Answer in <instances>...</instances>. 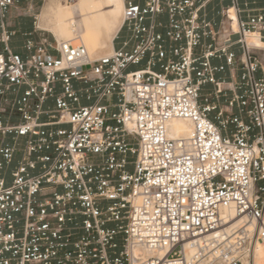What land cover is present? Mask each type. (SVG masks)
Returning <instances> with one entry per match:
<instances>
[{
    "label": "built area",
    "instance_id": "obj_1",
    "mask_svg": "<svg viewBox=\"0 0 264 264\" xmlns=\"http://www.w3.org/2000/svg\"><path fill=\"white\" fill-rule=\"evenodd\" d=\"M47 1L0 0V105L18 118L0 117V264L250 262L264 244V7L218 0L213 22L215 0H123L110 54L29 40L22 60L14 20L37 30ZM174 120L190 134L170 138Z\"/></svg>",
    "mask_w": 264,
    "mask_h": 264
},
{
    "label": "bare ground",
    "instance_id": "obj_2",
    "mask_svg": "<svg viewBox=\"0 0 264 264\" xmlns=\"http://www.w3.org/2000/svg\"><path fill=\"white\" fill-rule=\"evenodd\" d=\"M51 1L50 3H52V5L50 8L56 11L71 9L78 2L77 3L78 7H76V12L81 11L83 14H85L84 17L81 20H79V23L83 22L81 24V28L86 31V38L90 42L91 46H95V47H100L102 45H105V47L109 46V50H111L112 52L113 50L112 42L115 36L118 34L120 27H121V26L119 27L117 23L119 21V18L122 16L123 0H77L73 5H70V6L60 3L58 0H51ZM57 9H60V10H57ZM50 11H51L50 9L44 8L42 15L43 14L49 15L50 13H52ZM229 16L231 20V25L233 29L235 30L236 29V18L234 16V11L232 9H230ZM52 19L54 21V25L52 26L51 29L56 37L60 35V36H63L64 39L67 40L73 35L74 29L76 28L75 19L69 20L63 15H61L60 13H52ZM95 22L97 24V27L101 30L100 31L101 37H102L101 41H98V39L96 38V33L93 30L94 29L93 23ZM121 24H122V21H121ZM110 26L112 28H110ZM76 36L77 35H75L70 40L78 38V40L86 48L89 56H91L86 47V44H84L81 37L80 36L76 37ZM58 42H66V41H58ZM256 42L257 44H259L258 46L260 47L262 46L255 37L248 36L246 38V43L248 45L257 46ZM229 88L230 86H228V89ZM190 131H191V126L188 123L183 122V121L174 120L170 122V124L168 125V136L172 139L187 136L190 134ZM223 214H224V220H225L224 230L226 233H230V231L233 230L235 227H237V225L239 224L238 223L239 218L234 217L233 212L229 210L223 211ZM248 227L252 228V224L248 223ZM132 252H133L134 258L138 260H144L151 256L161 257L163 255V253H154L152 251L142 250L139 247L134 248ZM191 255H192V251H188L187 258H189ZM251 257L252 259H254V264H264V244L256 243L254 245L253 255H251ZM201 264H208V262L204 261ZM216 264H220V263L216 262ZM243 264H250V262L245 260Z\"/></svg>",
    "mask_w": 264,
    "mask_h": 264
},
{
    "label": "crops",
    "instance_id": "obj_3",
    "mask_svg": "<svg viewBox=\"0 0 264 264\" xmlns=\"http://www.w3.org/2000/svg\"><path fill=\"white\" fill-rule=\"evenodd\" d=\"M256 2H257V5H259L260 7H264V0H257ZM220 4L221 3L218 0L209 4L208 10L211 7H214V12L216 11L215 14L212 15L211 19H209L210 21H213V22L218 21V16L216 13L219 10ZM222 4L227 5L228 1L225 0L224 2H222ZM43 10H44V8L42 7L41 11L37 15V19H36L37 30L34 29V27L32 25V19H30V18H24L23 17V18H17L14 20V27L11 28V31L14 33V35L10 38L9 45H10L11 50L15 54L19 55L22 60H26V58L28 57V52L24 49V44L27 41L30 40V41L34 42L35 44L37 42H39L40 40H42V41L45 40V41L49 42L48 38L45 37L44 34H42L43 32L49 33L56 42L59 41V40H57V37L55 36V34L51 30H48L49 28H51L50 26H52V25L50 24V22H47V20H43V18H42ZM38 30H40L42 32H40ZM116 42H117V40L113 44L114 47H117ZM213 63L216 64L218 62L213 61ZM217 78L227 82L230 80V74H229V72L226 71L223 74H218ZM227 88H228V86H227ZM45 107L52 108V102L48 101L45 104ZM0 117H1L3 122H7V121L18 122L17 117L10 116L7 112H2L1 105H0ZM44 119L45 118H43L42 120H44Z\"/></svg>",
    "mask_w": 264,
    "mask_h": 264
},
{
    "label": "rangeland",
    "instance_id": "obj_4",
    "mask_svg": "<svg viewBox=\"0 0 264 264\" xmlns=\"http://www.w3.org/2000/svg\"><path fill=\"white\" fill-rule=\"evenodd\" d=\"M50 1L51 0H49L43 6V8L50 9L51 10L50 12H52V13H60L61 15H63L64 17H66L69 20L70 19H75L76 20V28L74 29L73 35L69 39H67V40L64 39L63 36H60L59 35V36H57V40H59V41H68L71 38H73L75 35H77L76 37H79L80 36L81 39L83 40L84 44H86V47H87V49H88V51H89V53L91 55L90 57L92 59H97V58H100L102 56H105V55H108V54L111 53V50H109V46H106V47H105V45H102L100 47L91 46L90 42L87 40V38H86V31L81 28V24L83 22H80L79 23V20H81L84 17L85 14H83L81 11L80 12L79 11L76 12V7H78V5H77L78 2L76 3V5L74 7L72 6L73 8H71V9H68V10H60V9H57V10H60V11H56V10H52L50 8L51 5H52V3H50ZM52 13H50L49 15L48 14L47 15L46 14H43L42 15V18H43V20H47V22H50V24L53 26L54 25V21L52 19ZM209 14H211V15L214 14V7H211L209 10H207V16ZM75 15H77V16H75ZM36 19H37V16H36ZM121 21H122V16L119 18V21L117 23V25L119 27L121 26ZM52 26H50V27L52 28ZM93 26H94V29L93 30L96 33V38L98 39V41H101V39H102L101 33H100L101 30L97 27L96 22L93 23ZM51 28H49L48 30H51L52 31ZM110 28H112V27L110 26ZM42 34H44V36L48 38V41L52 43L53 38H52V36L49 33L43 32ZM125 36H126V33L122 30L121 33L118 36V40L116 42V45H118L125 38ZM256 45L258 46L259 44H257V42H256ZM258 47H260V46H258ZM112 48H113V42H112ZM252 255H253V250H252ZM214 264H216V263H214ZM250 264H254V259H252V257L250 258Z\"/></svg>",
    "mask_w": 264,
    "mask_h": 264
},
{
    "label": "trees",
    "instance_id": "obj_5",
    "mask_svg": "<svg viewBox=\"0 0 264 264\" xmlns=\"http://www.w3.org/2000/svg\"><path fill=\"white\" fill-rule=\"evenodd\" d=\"M215 1H216V0H215ZM215 1H214V2H215ZM215 12H216V11H215ZM215 12H214V14H215ZM211 17H212V15L209 14V15H208V19H211Z\"/></svg>",
    "mask_w": 264,
    "mask_h": 264
}]
</instances>
